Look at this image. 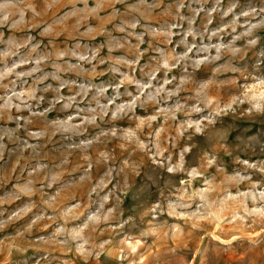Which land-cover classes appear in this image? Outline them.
Wrapping results in <instances>:
<instances>
[{
    "label": "rangeland",
    "instance_id": "rangeland-1",
    "mask_svg": "<svg viewBox=\"0 0 264 264\" xmlns=\"http://www.w3.org/2000/svg\"><path fill=\"white\" fill-rule=\"evenodd\" d=\"M0 264H264V0H0Z\"/></svg>",
    "mask_w": 264,
    "mask_h": 264
}]
</instances>
